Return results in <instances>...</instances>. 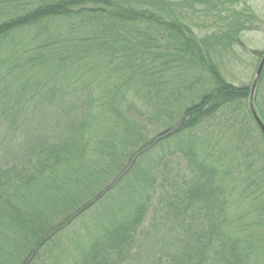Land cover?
Returning a JSON list of instances; mask_svg holds the SVG:
<instances>
[{
    "label": "trees",
    "instance_id": "1",
    "mask_svg": "<svg viewBox=\"0 0 264 264\" xmlns=\"http://www.w3.org/2000/svg\"><path fill=\"white\" fill-rule=\"evenodd\" d=\"M248 1L0 0V264H264Z\"/></svg>",
    "mask_w": 264,
    "mask_h": 264
},
{
    "label": "rangeland",
    "instance_id": "2",
    "mask_svg": "<svg viewBox=\"0 0 264 264\" xmlns=\"http://www.w3.org/2000/svg\"><path fill=\"white\" fill-rule=\"evenodd\" d=\"M248 4L254 9L258 17L257 30L243 34L246 52L242 53L241 63H235L227 68L221 67V72L226 80L235 86L250 85L258 63V58L253 57L250 52H264V0H249ZM202 86V91L206 87L210 88V84L204 86V81H201L200 84L196 85V92L201 91ZM150 128L152 131L154 130V127Z\"/></svg>",
    "mask_w": 264,
    "mask_h": 264
},
{
    "label": "water",
    "instance_id": "3",
    "mask_svg": "<svg viewBox=\"0 0 264 264\" xmlns=\"http://www.w3.org/2000/svg\"><path fill=\"white\" fill-rule=\"evenodd\" d=\"M263 69H264V53L260 59V62L258 64L256 72H255V76H254L253 81L251 83L249 101H248L249 112H250L254 122L257 124V126H258V128H259V130L263 136V139H264V124L262 123V121L258 117L256 110L254 108V105H253V97H254L255 89H256V86L258 84L259 79L262 76Z\"/></svg>",
    "mask_w": 264,
    "mask_h": 264
}]
</instances>
